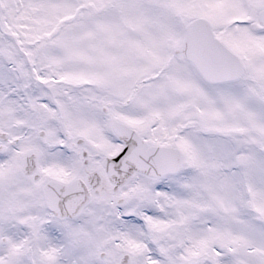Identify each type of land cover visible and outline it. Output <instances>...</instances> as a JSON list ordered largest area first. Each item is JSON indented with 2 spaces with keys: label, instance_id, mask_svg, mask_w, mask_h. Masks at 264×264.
<instances>
[{
  "label": "snow or ice",
  "instance_id": "6c2138e0",
  "mask_svg": "<svg viewBox=\"0 0 264 264\" xmlns=\"http://www.w3.org/2000/svg\"><path fill=\"white\" fill-rule=\"evenodd\" d=\"M0 264H264V0H0Z\"/></svg>",
  "mask_w": 264,
  "mask_h": 264
}]
</instances>
